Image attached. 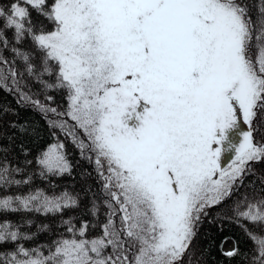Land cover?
Returning <instances> with one entry per match:
<instances>
[{
	"label": "rangeland",
	"instance_id": "1",
	"mask_svg": "<svg viewBox=\"0 0 264 264\" xmlns=\"http://www.w3.org/2000/svg\"><path fill=\"white\" fill-rule=\"evenodd\" d=\"M39 1L15 2L13 10ZM53 6L57 25L37 40L72 85L68 114L119 191L139 244L134 263L171 264L191 235V210L219 199L259 154L249 125L262 80L244 58L245 21L230 0ZM39 161L48 170L68 167L56 142ZM106 241L69 240L65 264H114Z\"/></svg>",
	"mask_w": 264,
	"mask_h": 264
},
{
	"label": "trees",
	"instance_id": "2",
	"mask_svg": "<svg viewBox=\"0 0 264 264\" xmlns=\"http://www.w3.org/2000/svg\"><path fill=\"white\" fill-rule=\"evenodd\" d=\"M0 0V264H63L70 238L102 236L114 264H134L121 197L98 148L69 116L72 85L37 35L57 25L53 3ZM246 24L244 56L261 76L250 120L260 154L221 198L191 212L192 232L172 264H264V0H231ZM60 145L67 169H46L41 152ZM232 239L227 252L223 244ZM106 262V264H108Z\"/></svg>",
	"mask_w": 264,
	"mask_h": 264
}]
</instances>
